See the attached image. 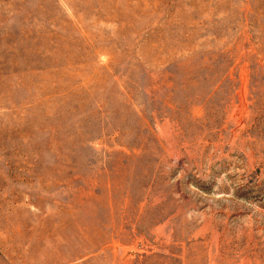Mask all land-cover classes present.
Listing matches in <instances>:
<instances>
[{"label": "rangeland", "instance_id": "rangeland-1", "mask_svg": "<svg viewBox=\"0 0 264 264\" xmlns=\"http://www.w3.org/2000/svg\"><path fill=\"white\" fill-rule=\"evenodd\" d=\"M0 264H264V0H0Z\"/></svg>", "mask_w": 264, "mask_h": 264}]
</instances>
